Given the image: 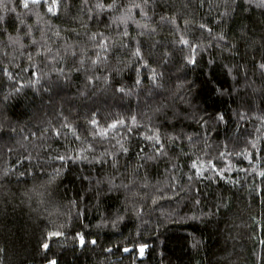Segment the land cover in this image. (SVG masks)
Returning a JSON list of instances; mask_svg holds the SVG:
<instances>
[{"label": "trees", "instance_id": "obj_1", "mask_svg": "<svg viewBox=\"0 0 264 264\" xmlns=\"http://www.w3.org/2000/svg\"><path fill=\"white\" fill-rule=\"evenodd\" d=\"M112 2L68 0L56 17L0 0V264H264V7L134 0L145 14L128 18L133 0ZM113 159L139 216L123 191L96 195Z\"/></svg>", "mask_w": 264, "mask_h": 264}, {"label": "snow or ice", "instance_id": "obj_2", "mask_svg": "<svg viewBox=\"0 0 264 264\" xmlns=\"http://www.w3.org/2000/svg\"><path fill=\"white\" fill-rule=\"evenodd\" d=\"M86 2V0H85ZM232 3L235 2V0H231ZM246 2L251 3L252 0H246ZM148 3V0H143V4L146 6ZM224 4L226 9H230V4H229V0H224ZM20 5L25 9L28 10V12H34L37 16H39V11L38 9L40 7H43L44 9H46V12L48 14H50L51 16H56L59 17V15L61 14L62 11L66 10L69 5H68V0H20ZM258 7H264V0H259V4L257 5ZM97 8H104L105 5L103 4H97L96 5ZM117 7L116 4V0H113L112 3H109L107 5V8L109 10L114 9ZM132 8H139L141 11V14H145L144 13V8L142 7V5L140 3H135L133 0V3H131L128 7H127V13H128V18H131V9ZM9 9H5V11H8ZM10 11L12 13H16V8L12 7L10 9ZM229 11L226 10L223 15H228ZM163 19V18H162ZM16 21H18V23L20 25H24V20L20 18L19 14H16L13 18L12 21L13 23H15ZM174 22V21H173ZM187 23V21H185ZM9 23V20L5 17V16H0V29L5 30L6 31V25ZM25 27L28 28V31L26 33V35L31 36V26L30 25H25ZM137 27H141V25L139 23H137ZM143 27L147 28V25H143ZM201 28H204L205 25H200ZM151 31H155V29H152ZM208 31H211L210 29ZM97 34H92V39L96 38ZM103 40L102 43H100L98 46L105 52L107 53V51L109 50V44L107 42L106 39H103V34H99ZM123 35H128L127 31H125L123 33ZM9 39L12 40L13 37L9 36ZM18 39V37L16 38ZM219 39L223 40L224 37L220 36ZM33 43H36L35 40L32 41ZM180 42L182 44H184L185 46H189V43L187 40H185L183 37L180 38ZM122 47H126V45H121ZM73 55H75V53H73ZM133 56L138 57L140 59H142V57L140 56V51L139 49H137L134 53H132ZM97 60H100V54L97 53ZM97 60H92V65H96L97 64ZM107 61V56L103 57V60L101 61V63L103 64L104 62ZM193 63H195V61H192ZM81 65H83V60L80 61ZM144 67L147 68L148 65L145 63ZM259 67L261 69H264V63H261L259 65ZM109 72H115V73H119L121 71V68L117 67V66H113L110 68L106 69ZM154 71V70H152ZM95 79H100V77H95ZM92 77H89V81L91 82ZM104 81L105 83H107V77H104ZM136 84H140V81L137 80ZM116 91H119L121 93H123L125 90L123 87L117 88L115 89ZM155 111L159 112L161 111V108H156ZM133 122H135V117L132 118ZM221 119H223V117H221ZM92 123L94 125H97L99 122L96 120H93ZM122 123V122H120ZM113 128L116 127V124L114 123L112 125ZM60 133L58 132L57 135H59ZM106 135V133L104 134ZM79 138V137H77ZM149 139H151V137H149ZM189 140H191V137H188ZM155 144H156V151H155V155L156 156H160L162 154H166L164 152V145L160 142L159 138L157 137L155 140ZM253 147H255V145L253 144ZM125 151H127L125 149ZM59 159L63 160L64 157H59ZM98 163L101 161H97ZM110 166L113 169H116L115 173H110V174H106L103 175L100 179L96 180V184H97V192L96 195L99 196L101 193L103 192H113V191H123L124 193H127V195H125V206H124V211H128L129 207H131L132 211L135 212L138 216L141 214V210L138 208V206H136L133 198L137 195V189L135 188V185L137 183L136 178L134 175L129 174L128 176V183H125L123 180H121V182L119 184L116 183V179H117V175L119 174V170L117 169V160L113 159L111 161ZM213 170H215V165L212 166ZM261 176H264V172L260 173ZM3 178H7L9 176V170H5L2 173ZM100 185H106V187H100ZM142 187H146L147 185H141ZM155 202V201H153ZM198 202V201H197ZM124 217L123 215H119L117 214L114 218L111 219V223L113 226H115L118 222H120L121 220H123ZM62 235L61 232L56 231V232H51L49 233V237L50 238H58ZM78 242L80 247H84L87 243H91L92 245H95L97 243L96 240H91L88 241L86 239V237L83 234H79L78 235ZM42 248L45 251H48L50 248L49 243L45 242L42 244ZM146 245H139V253L141 254V256L143 255L144 251H145ZM125 252H129L131 251L129 248H124L123 249ZM225 261H227V257L224 258ZM47 264H58V260L53 258V259H48L47 260Z\"/></svg>", "mask_w": 264, "mask_h": 264}]
</instances>
